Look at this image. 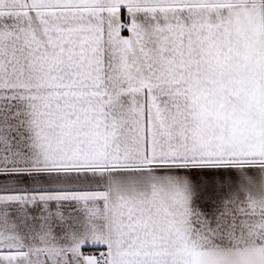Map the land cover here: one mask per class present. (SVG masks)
Wrapping results in <instances>:
<instances>
[{
    "label": "snow or ice",
    "instance_id": "snow-or-ice-1",
    "mask_svg": "<svg viewBox=\"0 0 264 264\" xmlns=\"http://www.w3.org/2000/svg\"><path fill=\"white\" fill-rule=\"evenodd\" d=\"M0 264H264V0H0Z\"/></svg>",
    "mask_w": 264,
    "mask_h": 264
}]
</instances>
